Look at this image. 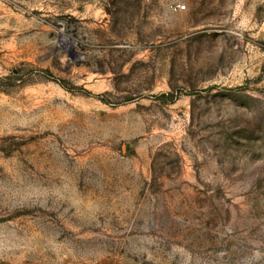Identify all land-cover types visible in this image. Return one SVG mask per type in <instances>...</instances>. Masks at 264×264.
Segmentation results:
<instances>
[{
    "label": "rangeland",
    "instance_id": "374dc122",
    "mask_svg": "<svg viewBox=\"0 0 264 264\" xmlns=\"http://www.w3.org/2000/svg\"><path fill=\"white\" fill-rule=\"evenodd\" d=\"M0 264H264V0H0Z\"/></svg>",
    "mask_w": 264,
    "mask_h": 264
},
{
    "label": "built area",
    "instance_id": "2783aa9c",
    "mask_svg": "<svg viewBox=\"0 0 264 264\" xmlns=\"http://www.w3.org/2000/svg\"><path fill=\"white\" fill-rule=\"evenodd\" d=\"M177 8H178L179 10H183V9H184V6L178 5Z\"/></svg>",
    "mask_w": 264,
    "mask_h": 264
}]
</instances>
